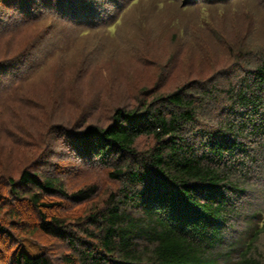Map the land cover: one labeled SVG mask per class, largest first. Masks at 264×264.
Returning <instances> with one entry per match:
<instances>
[{"label": "trees", "instance_id": "1", "mask_svg": "<svg viewBox=\"0 0 264 264\" xmlns=\"http://www.w3.org/2000/svg\"><path fill=\"white\" fill-rule=\"evenodd\" d=\"M22 1L0 0V19L11 9L41 14L42 0ZM201 1L220 8L234 0ZM77 4L45 5L80 26ZM212 35L223 38L220 30ZM59 128L67 133L66 152L83 167L103 168L114 184L96 203L95 189L70 192L65 174L47 168L24 170L19 184L8 181L11 194L27 197L37 210L40 222L29 233L51 236L69 250L61 264H264L258 252L264 223H255L264 208L255 204L251 183L264 176V52H248L231 70L142 100L135 109H117L108 125L79 120ZM143 139L151 142L146 149ZM64 204L88 208L72 218L53 213ZM0 233L11 236L3 224ZM12 264L57 263L49 254L22 251Z\"/></svg>", "mask_w": 264, "mask_h": 264}, {"label": "rangeland", "instance_id": "2", "mask_svg": "<svg viewBox=\"0 0 264 264\" xmlns=\"http://www.w3.org/2000/svg\"><path fill=\"white\" fill-rule=\"evenodd\" d=\"M200 1L75 0L83 11L80 26L46 10L49 0H42L40 15L2 11L0 74L7 75L0 79V224L13 237L0 233V264H12L22 251L49 254L61 264L69 253L58 239L29 233L40 222L37 210L27 197L11 194L10 179L19 184L31 167L59 171L70 192L95 189L96 203L114 189L103 168L83 167L66 152L61 123L108 125L117 109H135L142 100L231 70L248 52H264V0L220 8ZM214 30L223 38L215 39ZM150 144L143 139L140 148ZM251 183L255 204L264 208V176L254 175ZM69 205L53 213L72 218L88 208ZM261 221L264 214L255 223Z\"/></svg>", "mask_w": 264, "mask_h": 264}]
</instances>
